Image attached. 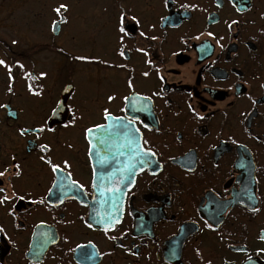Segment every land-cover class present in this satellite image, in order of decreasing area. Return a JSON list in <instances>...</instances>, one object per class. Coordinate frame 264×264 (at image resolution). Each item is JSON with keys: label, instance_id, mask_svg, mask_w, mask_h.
Returning <instances> with one entry per match:
<instances>
[{"label": "flooded vegetation", "instance_id": "af4514ba", "mask_svg": "<svg viewBox=\"0 0 264 264\" xmlns=\"http://www.w3.org/2000/svg\"><path fill=\"white\" fill-rule=\"evenodd\" d=\"M51 4L0 40V264H264V0Z\"/></svg>", "mask_w": 264, "mask_h": 264}, {"label": "rangeland", "instance_id": "374dc122", "mask_svg": "<svg viewBox=\"0 0 264 264\" xmlns=\"http://www.w3.org/2000/svg\"><path fill=\"white\" fill-rule=\"evenodd\" d=\"M37 0H0V40H3L8 45H16L19 49H23L25 46V32H24V20L28 9H33L44 3L55 4L58 0H39L38 5H32ZM43 11V9H42ZM8 55V54H7ZM20 55V52L17 54ZM5 53L0 51V60H5ZM1 71L0 78H3L5 74Z\"/></svg>", "mask_w": 264, "mask_h": 264}, {"label": "water", "instance_id": "95a60500", "mask_svg": "<svg viewBox=\"0 0 264 264\" xmlns=\"http://www.w3.org/2000/svg\"><path fill=\"white\" fill-rule=\"evenodd\" d=\"M67 90L64 89L60 101H63L65 99V95L67 94ZM118 128V129H117ZM117 129V130H116ZM118 133H123V135H129L133 134L134 130L132 127L127 124L126 120L121 118H107V123L104 126L96 127L94 129H90L87 132L88 139L93 143L97 144L100 142V144H103L104 146H107L111 140L117 141L118 140ZM132 136V135H129ZM114 214V218L117 217L120 212H110L109 214ZM91 217H94V212L91 213Z\"/></svg>", "mask_w": 264, "mask_h": 264}, {"label": "snow or ice", "instance_id": "6c2138e0", "mask_svg": "<svg viewBox=\"0 0 264 264\" xmlns=\"http://www.w3.org/2000/svg\"><path fill=\"white\" fill-rule=\"evenodd\" d=\"M64 7H66L65 5H61L60 6V8H64ZM59 8L58 9H55V11H57V12H59ZM55 23V22H54ZM122 31H123V29H121ZM78 59H86V58H84V57H78ZM0 64H4V61H2V60H0ZM43 75V74H42ZM109 99L111 100L112 99V97H109ZM105 114H106V116L108 115V113H107V110H105ZM97 127H100V126H97ZM58 165H56V164H53L52 165V169H53V171H57L58 170ZM3 175V173H0V176H2ZM73 183H75V182H73ZM3 191V189H0V192H2ZM8 199V197L7 196H5V197H3V199L2 200H0V203H3V201L4 200H7ZM0 231H2V229H0Z\"/></svg>", "mask_w": 264, "mask_h": 264}]
</instances>
